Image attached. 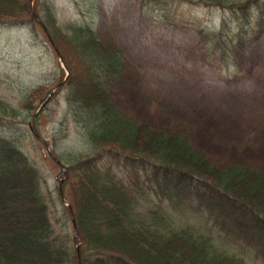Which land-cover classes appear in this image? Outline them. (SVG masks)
Masks as SVG:
<instances>
[{
    "label": "trees",
    "instance_id": "obj_1",
    "mask_svg": "<svg viewBox=\"0 0 264 264\" xmlns=\"http://www.w3.org/2000/svg\"><path fill=\"white\" fill-rule=\"evenodd\" d=\"M257 1L183 0L243 18ZM53 8L50 0H0V22L40 25L64 65L54 92L63 90L81 138L76 149H66L54 137L50 150L69 194L66 227L57 231L50 220L49 208L61 197L47 194L18 139L0 137V264H249L216 244L211 231L175 224L163 200L174 211L204 215L229 241H244L264 258V171L253 164L219 166L186 132L154 128L121 109L112 87L125 74L122 48L88 23L58 24ZM44 93L30 89L18 107L0 98V120H36L48 103ZM102 152L122 158L128 183L98 164ZM148 190L157 197L154 207L141 204Z\"/></svg>",
    "mask_w": 264,
    "mask_h": 264
},
{
    "label": "rangeland",
    "instance_id": "obj_2",
    "mask_svg": "<svg viewBox=\"0 0 264 264\" xmlns=\"http://www.w3.org/2000/svg\"><path fill=\"white\" fill-rule=\"evenodd\" d=\"M50 2L58 24L88 23L103 41L122 48L125 74L112 87L121 109L154 128L186 132L193 147L219 166L253 164L264 171V0L244 18L240 12L183 0ZM58 57L40 25L0 22V98L18 107L24 93L40 86L48 99L34 121L0 120V137L18 139L45 178L47 194L61 197L49 209L54 228L64 231L62 211L69 194L50 150L54 137L66 149H76L81 138L63 90L54 92L60 85ZM43 100L34 102L38 110ZM97 162L130 181L121 157L102 152ZM148 194L141 204L154 207L157 197L153 190ZM161 205L175 224L195 223L247 263L264 264L254 247L229 241L204 215L174 211L165 200Z\"/></svg>",
    "mask_w": 264,
    "mask_h": 264
}]
</instances>
